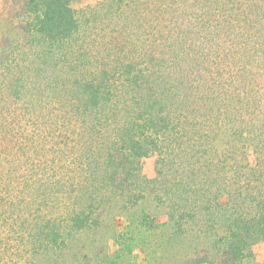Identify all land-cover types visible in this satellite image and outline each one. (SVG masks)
<instances>
[{
	"label": "trees",
	"instance_id": "obj_1",
	"mask_svg": "<svg viewBox=\"0 0 264 264\" xmlns=\"http://www.w3.org/2000/svg\"><path fill=\"white\" fill-rule=\"evenodd\" d=\"M74 1L26 0L25 57L0 58V264H57L103 204L130 214L148 196L178 229L189 206L221 217L223 264L254 257L264 196L243 185L264 183V0ZM223 128L233 144L218 151Z\"/></svg>",
	"mask_w": 264,
	"mask_h": 264
},
{
	"label": "rangeland",
	"instance_id": "obj_2",
	"mask_svg": "<svg viewBox=\"0 0 264 264\" xmlns=\"http://www.w3.org/2000/svg\"><path fill=\"white\" fill-rule=\"evenodd\" d=\"M97 1L100 0H76L73 2V7L77 10L87 9L89 6L95 5ZM162 1L149 0L153 5H156V2L163 4V6L167 5L165 3L173 4L172 0ZM129 2L127 1L123 8L130 12L133 1L129 0ZM25 3L26 0H0V58H4L5 54H10L11 50L17 49L19 45L21 47L18 48L23 53L22 56H19L21 58L25 57L24 52H27L26 49H28L26 44L28 36L24 27L29 20ZM185 4L186 2H182L174 7H180L183 10ZM172 13L175 12L173 10L170 11L171 17L173 15L177 16V14ZM112 24L113 22L111 23V28ZM100 34L101 31L92 28L90 31L91 40L88 41V44L101 46L103 36ZM109 35L119 41L123 40L120 28ZM129 46L126 47L127 53L132 50L131 44ZM132 53L136 55L130 57V59L140 58L136 49ZM126 56L124 57L128 59V55ZM4 72L7 73L6 71ZM218 134L215 140V146L218 151L226 149L229 144H233V139L230 138L226 129L223 128L222 132H218ZM245 151L247 159L246 161L243 160L242 164L245 162L250 166H254L257 162L256 154L250 146ZM25 160L28 161L27 159ZM143 174L149 179L155 177L153 162L145 165ZM245 184L243 185L242 183L237 186V189H240L241 185L245 187L243 195L253 191L259 196H264V183ZM214 191L212 192L213 194ZM146 199L130 214H126L125 210H122L121 198L109 205L103 204L98 210L100 224L90 230L72 233L68 247L61 253L57 264L224 263L226 255L219 253L216 249V247H219L217 245L219 239L226 235L225 225L227 224L222 221L221 217L218 216L214 222L205 225V220L208 218L198 208L199 205L197 209L194 206H189V210L183 219L174 217V220L176 218L183 223L182 229H178L177 224L171 218L173 212L169 204H158L154 196H148ZM140 210L147 211L151 215V220L155 219V222L150 221L148 224L150 229L139 225L138 216L140 215ZM255 250L256 254L254 257L247 258L240 264H264V244L257 246Z\"/></svg>",
	"mask_w": 264,
	"mask_h": 264
}]
</instances>
